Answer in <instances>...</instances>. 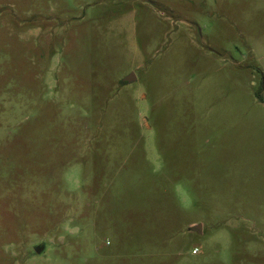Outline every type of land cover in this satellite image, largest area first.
Here are the masks:
<instances>
[{
    "label": "rangeland",
    "instance_id": "374dc122",
    "mask_svg": "<svg viewBox=\"0 0 264 264\" xmlns=\"http://www.w3.org/2000/svg\"><path fill=\"white\" fill-rule=\"evenodd\" d=\"M0 264H264V0H0Z\"/></svg>",
    "mask_w": 264,
    "mask_h": 264
},
{
    "label": "water",
    "instance_id": "95a60500",
    "mask_svg": "<svg viewBox=\"0 0 264 264\" xmlns=\"http://www.w3.org/2000/svg\"><path fill=\"white\" fill-rule=\"evenodd\" d=\"M133 81H135V77L133 75H131L130 77L126 78L125 83H132ZM197 231H201L200 227L196 228ZM45 247L44 246H40L36 248V253L37 254H41L44 251Z\"/></svg>",
    "mask_w": 264,
    "mask_h": 264
},
{
    "label": "built area",
    "instance_id": "2783aa9c",
    "mask_svg": "<svg viewBox=\"0 0 264 264\" xmlns=\"http://www.w3.org/2000/svg\"><path fill=\"white\" fill-rule=\"evenodd\" d=\"M193 253H194V254L197 253V250L195 249V250L193 251Z\"/></svg>",
    "mask_w": 264,
    "mask_h": 264
}]
</instances>
